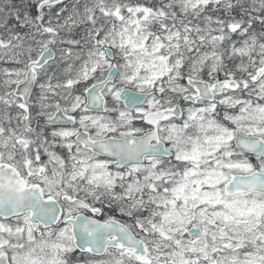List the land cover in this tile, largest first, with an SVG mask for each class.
Here are the masks:
<instances>
[{
  "label": "snow or ice",
  "instance_id": "1",
  "mask_svg": "<svg viewBox=\"0 0 264 264\" xmlns=\"http://www.w3.org/2000/svg\"><path fill=\"white\" fill-rule=\"evenodd\" d=\"M0 264H264V0H0Z\"/></svg>",
  "mask_w": 264,
  "mask_h": 264
}]
</instances>
